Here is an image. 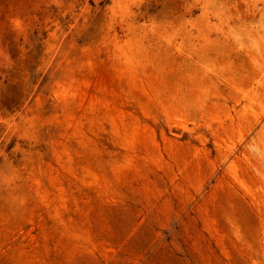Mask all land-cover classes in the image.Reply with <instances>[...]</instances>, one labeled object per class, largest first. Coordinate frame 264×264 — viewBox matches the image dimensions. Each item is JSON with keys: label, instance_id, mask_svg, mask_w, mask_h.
Here are the masks:
<instances>
[{"label": "rangeland", "instance_id": "rangeland-1", "mask_svg": "<svg viewBox=\"0 0 264 264\" xmlns=\"http://www.w3.org/2000/svg\"><path fill=\"white\" fill-rule=\"evenodd\" d=\"M0 264H264V0H0Z\"/></svg>", "mask_w": 264, "mask_h": 264}]
</instances>
